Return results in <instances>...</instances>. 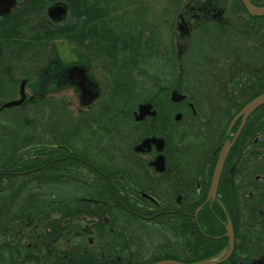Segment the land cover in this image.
Returning <instances> with one entry per match:
<instances>
[{"label":"flooded vegetation","instance_id":"1","mask_svg":"<svg viewBox=\"0 0 264 264\" xmlns=\"http://www.w3.org/2000/svg\"><path fill=\"white\" fill-rule=\"evenodd\" d=\"M217 1L215 9L205 11V4H201L199 9L211 16L223 15L226 8L224 10L222 0ZM250 1L256 6H264V0ZM172 2L169 0V4ZM239 2L242 10L232 6L227 20L219 19V24L213 23L202 30L203 40L193 39L180 69H183V73L187 72L184 77L187 84H176L173 78L167 76V70L174 73L172 63L165 62L169 59L166 55L173 53L171 50L161 53L166 59L157 56L161 71L152 73L156 78L149 85L144 75L137 79L138 82L121 77L118 62L103 65L107 58L97 61L95 52L98 44L97 38L92 35L94 30L91 23L96 19L89 10L78 7L76 0L75 13L69 16L76 22L72 26H66L69 22L64 23L61 27V20H67L70 0H0V25L9 28L6 22L11 19L14 26L9 30L12 32H39L40 25L57 22L53 30L47 28L52 35L46 34L45 40L56 43L63 39L62 42L74 47L78 56L74 60L76 64H86L94 72L98 69L101 71L99 74L104 75L108 89L104 92V84L99 83L103 89L99 103L104 105L103 97L110 98L107 92H114V88L122 83L125 86L128 84L127 91L117 98L121 106H112L111 112L117 113L114 119L125 117L129 112L130 120H122L114 125L112 121L102 118L98 122L96 112L91 114L96 107L101 108L98 112L102 113L108 109L105 105L97 106V103L77 107L74 114L67 96L60 97V194L57 198V208H60L52 212L56 217L60 214V222L63 220L65 223L66 218L71 220V216L83 212L82 216L88 218L91 231L103 230L101 224L104 223L108 226V230H104L106 237L113 239L110 234L114 230L118 232L122 227H133L128 225L125 215L142 222L147 218L149 221L161 220L162 226L168 228L170 255L166 257L174 260L172 264L198 261L203 264H264V104L249 113L245 111L247 104L264 94V16L252 15L242 0ZM39 17L41 22L37 23ZM37 24H40L38 28ZM17 41L11 42V47L16 48L14 51L18 55L24 52L34 56L31 58H36L37 63L29 66L21 56L16 55V67L10 65L2 72L4 66H0V91L3 90L5 94L14 91L21 97L25 95L31 98L33 93L27 86L31 74L27 69H35L37 64L47 60L48 47L43 45L37 48L30 41ZM34 48L38 49L37 54ZM154 49L159 53L158 45L157 50L155 46ZM104 52L108 51L105 49ZM154 56L148 57L146 64ZM66 67L64 65L62 69ZM75 68V76L81 79L84 70ZM124 68L135 70L136 66L126 62ZM20 77L22 80H19ZM24 80L28 83L24 84ZM80 81H83V87L91 88L90 80ZM148 87H152L151 90H146ZM37 102L43 104L39 100ZM66 103H70L68 110ZM145 103L152 106L148 108V114L137 119L141 105ZM19 107L29 113V110H34L35 103L31 100L28 108L22 104ZM2 112L0 108V122L2 117L8 118V113ZM193 116L198 119L190 120ZM32 127L27 132L47 133V126ZM9 128L8 136L0 133V192L8 191L7 196L10 194L13 198L9 201L10 213L8 211L7 214V208H1L0 195V222L13 224L9 226V232L3 230V236L8 240L0 243V246L8 243L15 251L11 239L26 231L31 237L33 232L34 239L44 236L36 241L35 247L41 248L47 243L45 240H48L49 232L53 231L46 225L45 216L49 213L47 203L53 202L56 195L51 194L52 200L47 198L44 188L49 186V181L45 179L50 171L48 153L53 148L50 145L55 143L48 136L26 138V132L15 138L17 126ZM114 131L119 137L116 143L109 139ZM69 138L73 139L74 146L67 144L70 143L67 142ZM122 139L124 144L120 145L119 140ZM130 140L132 143L126 149V142ZM35 143L41 145L28 154L25 146ZM220 161L221 169L212 193L214 172ZM23 194L25 201L18 203V197ZM32 198L35 199L33 204L30 202ZM117 209L123 211L124 215L116 213ZM98 210H102L103 215L97 214L99 220L95 221ZM40 215L44 221L37 222V225L41 224L40 228L34 230L30 225L33 218L38 219ZM23 219L28 224L21 228ZM115 222L119 223V228ZM76 225L70 226L69 231L75 233ZM137 230L140 234L141 228ZM59 233L61 236L62 229ZM118 236L119 242L116 239L110 247L101 242V246H107L105 249L111 256L109 261L112 259L113 263L123 264V259L114 255L115 249H121L119 253L123 254L128 250L131 256L136 253L135 261L144 260L142 242H145L147 234L145 238L143 234L140 242L136 238L131 239V235H127L129 240L121 234ZM88 240L92 241L93 237L89 236ZM27 242L23 246L19 241L20 250L25 248L26 253L33 246L31 240ZM133 242L137 244L136 248L132 246ZM86 247L87 250L80 246L72 253L88 255V251L94 250L91 246ZM28 255L31 256V253L28 252ZM60 255L66 257L64 253ZM64 260L61 263L70 261ZM80 261L82 259L73 260ZM26 264H30V260Z\"/></svg>","mask_w":264,"mask_h":264},{"label":"rangeland","instance_id":"2","mask_svg":"<svg viewBox=\"0 0 264 264\" xmlns=\"http://www.w3.org/2000/svg\"><path fill=\"white\" fill-rule=\"evenodd\" d=\"M76 1H77L78 7L81 6L82 10L83 9L89 10L91 12L93 19H96L95 21H92L91 23H92V28L94 30V34L92 35L97 38L96 41L98 44V46L96 47L97 52H95L97 61L100 58H103V59L107 58L108 59L107 62L102 61L103 65H106V63L114 64L118 62L119 65L117 67H121L120 69L122 70L120 72L121 77H126L128 78V81H131V82L132 81L138 82L137 79H139L141 75H144L148 80H151V84L153 83L154 78H156L155 74L161 71L159 70L160 63H158L157 56L162 59L169 58L168 62L167 61L165 62L167 64L172 63L171 66L173 68L174 73H172V71L167 70V76L170 78H173V82H175L176 84H179V82H182V83L185 82V84H187V82L184 79L185 75H187V72L184 71L183 73L182 71L183 69L181 71L180 69L182 67L183 59L186 57V55H188L187 51H189L188 49L190 48V45L193 39L198 40V41L203 40L202 30H204L208 26H212L211 24L213 23L219 24L220 22L219 19L226 18L227 20V18L230 17L229 10H232V6L233 8H237L238 10L243 9V6L239 2L240 0H222L224 10L226 8V11L224 12L223 15L213 14V16H211L210 13L205 14L203 11L200 12L201 10L197 7L201 6V4L210 5V6L212 4L215 5L216 3H218L217 0H190L191 2V3L189 2L190 4L185 3L186 0H179V1L173 0L172 6L170 9V10H173V13H168L170 12V10H168L169 0H76ZM183 4L187 6L186 8H189V5H191L192 8L190 7L189 11H185L184 14H181L180 16H178L180 12L179 8H183ZM198 12H200V14ZM74 13H75L74 0H70L69 14L66 18L67 20L65 19L66 22L64 20H61L60 27L64 23H68V22L69 23L66 26H72L76 22V20L74 22L73 19L70 18L69 16L72 17ZM41 15L45 17L43 14ZM40 22L41 21L39 17V21L37 23H40ZM50 22L54 24H49V25L37 24V28H38V25H40L39 27L40 29L38 28L39 32L33 31L32 33L29 32L30 34L27 33V31H22L20 33H16L15 31L14 32L10 31L9 28H12L14 26V25H11L13 23L11 19H9L6 22V25L8 26L10 25L9 28L6 27L4 24L0 25V66H4L2 72H5L6 71L5 67L9 68L10 65L16 67L15 63L18 62L15 58L16 55L19 57L21 56L24 60H26L27 58L34 57L24 52L18 55V53L14 51L16 48L11 47L12 46L11 42L18 40L17 42L20 41L22 43H26L27 41H30L31 43L36 44L37 48L38 47L42 48V46L45 45L46 47H48L47 60L42 62L41 64H37L35 66V69L31 67L27 69V72L31 74V80H29V83L35 84L38 87L37 91H39L42 94L47 93V92H41L40 90H44V91L59 90L60 91V88H61L60 87V72L62 71L63 66L64 65L66 66L67 64H71L70 69L72 70L73 68L74 70H77L75 67L77 68L81 67L80 69L84 70V75L82 76V78L81 79L77 78L73 70V75H74L73 80L68 85H71L72 88L73 87L78 88V89L70 88V90L71 89L73 90L72 95L74 97L76 108L78 106L82 107V104L84 103H81V102H83L84 100L86 101L87 99L94 97L96 94H97V97L101 95V91L103 89L101 90V86L99 83H101V85L104 84V92L107 91L108 87L107 86L105 87V81L103 78L104 75L102 73L99 74L101 71L98 69V67H97L98 70L94 72L91 69L89 70L90 67L86 64H76L74 60L78 58V56L76 52L74 51L75 50L74 47L62 42L64 41L63 39H60L61 41H56V43H53L52 40H45L47 39L45 37L46 34L52 35V33H48L47 28L49 30H53L58 25L57 22H53V21H50ZM42 27H43V30H41ZM92 39L94 40V38ZM157 45L160 47L158 51L159 53H156L154 49V46H155L157 50ZM105 49L108 51L107 53L104 52ZM36 50L38 49L34 48V51ZM171 50L173 53L166 55V58L161 55L163 51L169 52ZM36 54H37V51H36ZM152 54H155L154 58L149 64H146L147 63L146 60ZM60 59H62V61ZM126 62L135 64L136 69L135 70H132L131 68L130 70L125 69L124 65ZM35 63H37L36 58H33L29 66ZM34 71L35 73L32 74ZM179 71L182 73H179ZM153 72L155 74L152 76ZM63 76L64 74L62 75V77ZM174 77L177 79H174ZM21 78L22 77H20L19 80H22ZM75 78L79 80H82V79L90 80L91 88L85 85L83 88H79L77 85H74L75 83H79V81H77V79L75 80ZM24 79H26V77H24ZM64 80L67 81V79H64ZM55 82H57L56 84H58V87L51 89L54 87ZM26 83L28 82L25 81L24 84ZM143 88L145 89V87ZM151 88L152 87H148L146 88V90H151ZM89 89L91 90L84 91V90H89ZM99 93L100 95H98ZM1 95H3V91H1ZM113 95H111L110 98L103 97L105 99L104 105L108 109H106L102 113L98 112L99 110H101V108L99 109V107H96L94 110H92L91 114H94L96 112L98 122H100L102 118L104 121H112V124L114 125L116 122H122V120L123 121L130 120L129 112L125 114V117L118 116L114 119L115 114L117 115V113L111 112V109L114 108L112 106H115V105L121 106V104L117 99L118 97L113 98ZM23 98H26L25 95H23ZM24 101L21 102L22 106H24L25 108H28L27 107L28 105H26ZM97 101H98L97 106H99L100 104L103 105L102 103H99V99ZM200 104H201V98H200ZM29 113H31L36 118L43 117V115L39 116L40 112L33 110V109L29 110ZM52 116L51 118H53V120L56 122V125H57L58 119ZM35 117H32V118L35 119ZM110 117H111V120H110ZM197 119L198 117L193 116L191 117L190 120L196 121ZM1 120H4V118H1ZM37 120H38V123L41 122L40 119H37ZM170 120H173V118H171ZM23 128L25 130L27 129L25 127ZM11 130L13 129L11 128ZM0 133H5L7 134V136L10 134V128L8 129L4 125L3 122H0ZM22 134L23 132L20 134L16 132L17 136H15V138L21 137ZM110 137L111 138L109 139L111 141H115V143L118 141V138H119L118 134L115 131L110 135ZM58 138L60 139V136H58ZM102 138H99V140H101ZM67 142H70V143H67L68 145L74 146V144H72V141H70L69 139H67ZM131 143H132L131 140L129 143L126 142V149L128 148L129 145H131ZM119 144L120 145L124 144L123 139L119 140ZM40 145L41 144L39 143H35L31 146L27 144L24 149H26L28 154H30L34 152L33 151L34 148H38V146ZM196 151L198 152V149ZM35 152L40 153L37 151ZM54 153H57L58 155L55 156L53 155ZM49 157L55 160L60 159V146H59V150L53 147L52 150L49 152ZM56 166L53 167L55 168V170H50L47 172L46 178H45L47 180V178L51 177L54 179V182L50 184L51 187H48L46 189L44 188V192L48 196L47 198L51 199L52 193L56 195V198L54 200H57L58 195L60 194L58 191L59 189L58 185H60V181L57 182L60 178V165H56ZM20 183L21 181L17 183V186ZM7 193L8 191L4 190L0 192V195L1 197L5 195L7 196ZM11 198H13V196ZM18 198H19L18 203H21L25 201L26 196L25 194H23L22 197L19 196ZM13 206L14 204H12L11 207ZM56 210L57 209H55V211ZM85 211L88 212V210H85ZM117 212L121 213V215H124L123 211L121 212L119 209L116 210V213ZM9 213H10V210H9ZM48 214L49 213H47L46 216ZM82 214L83 212H80L79 215L71 219L73 223L77 224L74 227V229H76V232L75 233L69 232L65 236L64 231H63L60 238H58L57 241H55V245L59 248H61V246H64V248H68L69 244H64V243L65 241L66 242L68 241L70 243L71 240H68V239L72 238L73 241L71 243L75 242L76 244V241H81V243H85L86 246H91V248L92 249L94 248V250L88 251L89 253L88 255H85V253L83 252H80L83 254L72 253L70 258H66L61 255L56 256V259L55 258L51 259L48 257H42V258L40 257L38 264H72L71 263L72 261L70 260L72 256H73V260H76V261H78V259L79 260L82 259V261L77 262V263L82 262V263L89 264L91 263L92 260L95 259L94 256H96L99 258V260H102L103 263H105L104 261H106L105 264H114L113 263L114 260L111 259V261H109V258H111V256H108V252L105 249L106 247L101 246V242L105 241V240H102V241L100 240L101 239L100 236L104 235V230L100 229L97 231H91L90 226H88V224H90L88 222V218L82 216ZM97 214L103 215L100 210L97 211L96 216ZM4 215H5V212L2 213V216ZM51 215H54V216H51ZM51 215L49 218L50 220L54 221L56 218V214L52 213ZM125 218L129 221L128 225L130 227L133 226L135 228H138V227L141 228L140 234L137 232H133L130 234L131 237L136 238L138 242H140V240L143 239V234L145 235L144 238L146 237V234L148 235V237L145 239V242H142L144 245V252H142L143 254L142 259L144 260L135 261L130 255V253L128 252V250L125 251L123 254L122 252L119 253L121 249H115L114 255L118 256L120 259L122 258L123 262H128V263L134 262V264L137 262H138L137 264H156L159 261H164L168 259V257H166L170 255L168 251L169 245H167V240H169L167 239L168 238V228L162 226L161 220H155V221L153 220L152 222L151 221L142 222L141 220L136 219L134 217L129 218L128 215H125ZM38 220L44 221L38 217V219L35 222H33L32 225H30V226H33L34 230L35 229L37 230L40 228L39 226L41 224L37 225ZM68 223L69 222L63 223V220L61 222L59 221V224H61V227L62 225L70 226ZM156 223L158 224V226H155ZM115 224H116V227L119 228V223L115 222ZM7 228H10V227H7ZM84 230H88V231L84 232ZM107 230H108V226L105 227V231ZM84 234L86 235L84 236ZM16 235L17 236H15V239L13 238L11 239L13 240L11 241V244L15 243L16 241H20L23 243L22 244L23 246H26L29 243L27 241L31 240L33 247L30 248L28 252L33 253V254H35V251H36L35 249V245L37 244L36 241L44 237L42 236L40 238L34 239L33 232H32V237H31L29 233L26 231H23L22 233L16 234ZM118 235H120V233L115 232L114 230L112 234L113 236L112 240L117 241L116 239H118V242H119L120 237ZM89 236L93 237L92 241L88 240ZM81 237H83V240H80ZM136 239H134V241H136ZM147 239L149 240L147 241ZM4 240H8V238H5L4 236L0 237V243H3ZM127 240H129L128 237H127ZM112 243H114V241ZM132 246L136 248L137 244L133 242ZM22 250L23 251H19L18 256L26 257V254L28 252L26 253L25 248H23ZM40 254H43V255L46 254L43 248H40L38 250V255ZM64 259L70 260V261L61 263V261H63ZM52 261H55L56 263ZM178 263H181V262H178ZM0 264H12V262H10L9 256L3 254L1 250H0Z\"/></svg>","mask_w":264,"mask_h":264},{"label":"trees","instance_id":"3","mask_svg":"<svg viewBox=\"0 0 264 264\" xmlns=\"http://www.w3.org/2000/svg\"><path fill=\"white\" fill-rule=\"evenodd\" d=\"M31 60H32V58H27L26 60H23V61H25L26 63L30 64ZM145 79H146V82L149 85H151V80H148L146 77H145ZM126 86H128V84ZM126 86H125V83H122L121 85L117 86V88H114V90H115L114 92H112V93L107 92V93H109L110 95L114 94L113 98L119 97V96H121L123 93H125L127 91V90H125ZM19 98H21V96L18 94V92L15 93L13 91L12 94L3 93V95H1V91H0V108L3 111L2 113H6V112L8 113L7 116H6L8 118H6V119L4 118V120H2V122L6 124L7 128L8 127L15 128L17 126V129L19 131L17 130L15 132H18L19 134L22 133V132L23 133L26 132L27 133L26 134V138H28V137H37L36 135H38V136H48L49 139H51L55 143L54 145H50V146L51 147H56V149L59 150L60 139L58 138V136H60V128H59L60 126H59V124L56 126V122L53 120V118H51V116L54 115L52 117H55V118L58 119V121H60V97H56V96H47L46 97V96H38L37 95V96L31 97V98H26V101H27L26 103L28 105H30V101L33 100L34 103H35L34 110L40 112L39 116L43 115V117H38V118H36L35 116H32V114H30V113L23 112L21 110V108L19 107L20 105H17V104L7 105L8 102L15 101V100H17ZM67 98L69 99V101L71 100L70 96H68V95H67ZM38 100L41 101L43 104L38 103L37 102ZM69 104L70 103H66V109L67 110H68ZM32 117H35V119H33ZM37 119H40L41 122L38 123ZM35 125H39V127L41 125L42 126H47V131H46L47 133L43 132L41 134L40 131H38V134L34 133V132H27L28 130H31V128H34L32 126H35ZM23 127L27 128V129L25 130ZM33 130L35 131V129H33ZM69 140L73 142V139L69 138ZM50 143H52V142H50ZM53 155L57 156L58 154L54 153ZM49 159L50 160H47V164L49 165L48 169L55 170V168H53V167L56 166V165H60V159H56L55 160V159H51V157H49ZM56 179H58V178H56ZM47 180L49 181V186L48 187H51L50 184L54 182V179L50 177V178H47ZM59 181H60V178H59V180L57 182H59ZM10 198H11L10 194L7 197H1V201L3 202L1 204V208L6 207L7 208V214H8V211H9L8 207H9ZM145 199L147 201L151 202V200L148 199L147 197H145ZM34 201H35L34 198L30 199V202L32 204H33ZM52 201L53 202H48L47 203V207L49 208V210H48L49 214L46 216L45 222H47L46 225L51 227L53 231L49 232L48 240H45L47 243L44 244L41 247V248H43L45 250L46 254L45 255H43V254L38 255V250L40 248H36L35 247V249H36L35 254L31 253V256L30 255L27 256V254H26V257L25 256L20 257V256H18L19 255L18 254L19 251H21L20 250V246L21 245H20L19 241H16L15 243L12 244L13 248L15 249V251L11 250V246L8 243L2 244L0 246V250L3 252V254H5L7 256H10L9 258H11L13 260L14 264H26V261H28V260H30V264H38V261H39L40 257L41 258L42 257H48V258H51V259H54V258L56 259L57 255H53L52 251L49 250V248H51V249L54 248L53 247V240L58 237V233L60 232L61 229L58 227L57 221L56 220L55 221H51L49 217H50L51 213L53 211H55V209L59 210L60 207L57 208V202H58L57 200H52ZM54 207H55V209L53 210ZM100 211L102 212V210H100ZM34 213H35V211L33 212V216H34ZM1 218L2 217H0V221H1ZM39 218L42 220L41 215L39 216ZM35 219L37 220V217ZM35 219L33 218L32 223L36 221ZM141 219H143V218H141ZM147 219L149 220V218H147ZM147 219L145 220L146 222H148ZM152 221L153 220H151V222ZM37 222L40 223V220H38ZM12 224H13L12 222H10L8 224L0 222V233H2V235H0V237H2L4 235V231L3 230H6L7 232L10 231V229L6 228V227H9ZM26 224H28V223H26L25 219H23V222H22L20 227L22 228ZM101 226H102V224H101ZM96 227H98V225H96ZM138 228H140V227H138ZM138 228H135V227H132V228L124 227L123 228L122 227V230H120V231L118 229L117 230H118V232L121 235L127 237V235L129 234L128 236H130V234L132 232H137L138 233V230H137ZM8 234L9 233H7L5 235H8ZM104 235H105V233H104ZM110 236H112V235L110 234ZM111 238H107L106 237V240L103 241L102 243L108 244V246L110 247L113 244L112 242L115 241V240H112ZM101 239L104 240V236L103 235H102ZM131 239H133V237H131ZM125 243H127V241ZM72 252H75V250L66 251L65 252L66 258H70V257H68V255L70 253H72ZM135 256H136V253L133 254V256H132L133 259H135ZM72 258H73V256H72ZM52 262L56 263L55 261H52ZM104 262L106 263V261H104ZM71 263H73V264H88V263H77V262H71ZM92 263L93 264H105V263H102V260H95V259L92 260ZM129 264H132V263H129Z\"/></svg>","mask_w":264,"mask_h":264},{"label":"water","instance_id":"4","mask_svg":"<svg viewBox=\"0 0 264 264\" xmlns=\"http://www.w3.org/2000/svg\"><path fill=\"white\" fill-rule=\"evenodd\" d=\"M242 3H244L245 7L248 9V11L252 15L264 16V6H255L254 4H252V2L250 0H242ZM177 99H179V98H177ZM262 104H264V94L256 97L249 104H247V106L245 107V111H246V113H249L252 110H254L256 107H258ZM146 107H148V105L142 106V113H141V116L139 118H142V116L146 113ZM220 166H221V161L218 163L216 170L214 172V180H213V185H212V190H211L212 193H214L215 188H216V183H217L218 176H219L220 169H221ZM173 262L174 261H172V260H167V261L158 262L157 264H172ZM178 264H189V263H178ZM201 264H203V263H201Z\"/></svg>","mask_w":264,"mask_h":264},{"label":"bare ground","instance_id":"5","mask_svg":"<svg viewBox=\"0 0 264 264\" xmlns=\"http://www.w3.org/2000/svg\"><path fill=\"white\" fill-rule=\"evenodd\" d=\"M105 227H106V224H102V228H103V230H105Z\"/></svg>","mask_w":264,"mask_h":264}]
</instances>
